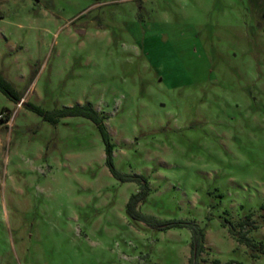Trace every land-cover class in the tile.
Instances as JSON below:
<instances>
[{
  "label": "rangeland",
  "instance_id": "374dc122",
  "mask_svg": "<svg viewBox=\"0 0 264 264\" xmlns=\"http://www.w3.org/2000/svg\"><path fill=\"white\" fill-rule=\"evenodd\" d=\"M0 72V264H264V0H0Z\"/></svg>",
  "mask_w": 264,
  "mask_h": 264
},
{
  "label": "trees",
  "instance_id": "16d2710c",
  "mask_svg": "<svg viewBox=\"0 0 264 264\" xmlns=\"http://www.w3.org/2000/svg\"><path fill=\"white\" fill-rule=\"evenodd\" d=\"M0 90L13 99L19 101L21 96H19L14 88L12 82L8 80L1 72H0ZM30 108L34 109L38 113H40L45 119L49 120L52 123H56L58 119L62 116L67 115H83L85 117L90 118L94 121L100 131L102 140L104 142V150H105V158L107 163L110 166L111 172L122 180H131L137 179L141 183V189L136 193H132L126 202V211L129 215H131L134 219L144 220L147 223H160V220L157 219L154 215L144 214L138 208V203L142 201L147 193L148 184L145 177L142 174H128V173H120L112 164V152L114 143L111 139V134L104 122V115L101 114L97 108L90 102L84 103H75L73 105H67L64 107L52 109V110H43L42 107L36 104H27ZM1 113V112H0ZM3 120L2 116L0 117ZM162 227H170L173 225H188L192 230V239L191 246L193 255L196 256L199 252L204 249V237H205V229L200 226L196 222L188 221V220H170L165 223L160 224ZM258 227V224L251 219V215L247 214L244 218L240 219L237 223H230L229 232L230 234L236 238L240 242H244L247 246H249L252 250L253 255H257L256 251H260L264 253V246L262 241L258 245L256 241L249 235V232Z\"/></svg>",
  "mask_w": 264,
  "mask_h": 264
},
{
  "label": "built area",
  "instance_id": "2783aa9c",
  "mask_svg": "<svg viewBox=\"0 0 264 264\" xmlns=\"http://www.w3.org/2000/svg\"><path fill=\"white\" fill-rule=\"evenodd\" d=\"M2 116V113H0V117Z\"/></svg>",
  "mask_w": 264,
  "mask_h": 264
}]
</instances>
